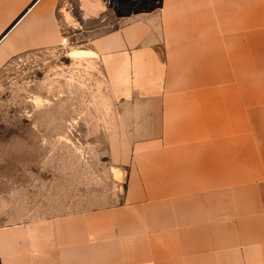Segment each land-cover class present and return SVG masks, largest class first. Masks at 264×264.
Returning a JSON list of instances; mask_svg holds the SVG:
<instances>
[{
  "label": "crops",
  "instance_id": "1",
  "mask_svg": "<svg viewBox=\"0 0 264 264\" xmlns=\"http://www.w3.org/2000/svg\"><path fill=\"white\" fill-rule=\"evenodd\" d=\"M58 1L0 0V68L61 45ZM111 3L78 8L103 22ZM123 17L81 44L125 106L117 201L0 226V264H264V0H160Z\"/></svg>",
  "mask_w": 264,
  "mask_h": 264
},
{
  "label": "rangeland",
  "instance_id": "2",
  "mask_svg": "<svg viewBox=\"0 0 264 264\" xmlns=\"http://www.w3.org/2000/svg\"><path fill=\"white\" fill-rule=\"evenodd\" d=\"M159 1L112 0L100 22L83 19L78 0H59L67 45L21 53L0 68V226L117 201L111 152L125 137V106L109 96L97 61L71 51L121 25L130 10H157ZM253 41L255 33L250 56Z\"/></svg>",
  "mask_w": 264,
  "mask_h": 264
},
{
  "label": "water",
  "instance_id": "3",
  "mask_svg": "<svg viewBox=\"0 0 264 264\" xmlns=\"http://www.w3.org/2000/svg\"><path fill=\"white\" fill-rule=\"evenodd\" d=\"M74 51L89 52V49L87 47L79 46V47L75 48Z\"/></svg>",
  "mask_w": 264,
  "mask_h": 264
},
{
  "label": "built area",
  "instance_id": "4",
  "mask_svg": "<svg viewBox=\"0 0 264 264\" xmlns=\"http://www.w3.org/2000/svg\"><path fill=\"white\" fill-rule=\"evenodd\" d=\"M61 45L62 46H66L67 45V40H66V38L64 36H62V38H61Z\"/></svg>",
  "mask_w": 264,
  "mask_h": 264
},
{
  "label": "bare ground",
  "instance_id": "5",
  "mask_svg": "<svg viewBox=\"0 0 264 264\" xmlns=\"http://www.w3.org/2000/svg\"><path fill=\"white\" fill-rule=\"evenodd\" d=\"M74 52H78V54H82L81 52H83V51H74Z\"/></svg>",
  "mask_w": 264,
  "mask_h": 264
}]
</instances>
